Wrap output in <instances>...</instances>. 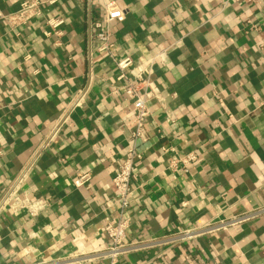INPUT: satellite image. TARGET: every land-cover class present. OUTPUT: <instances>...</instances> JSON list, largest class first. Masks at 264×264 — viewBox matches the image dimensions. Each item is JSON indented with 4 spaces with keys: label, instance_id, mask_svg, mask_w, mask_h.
<instances>
[{
    "label": "crops",
    "instance_id": "0c3cea01",
    "mask_svg": "<svg viewBox=\"0 0 264 264\" xmlns=\"http://www.w3.org/2000/svg\"><path fill=\"white\" fill-rule=\"evenodd\" d=\"M21 1L0 0V264H264V212L174 237L264 206V0H44L14 28ZM109 2L124 11L108 24L112 54L93 26ZM49 17L61 36L45 35ZM125 57L130 75L155 58L163 97L147 104L125 213L124 242L152 243L109 258L132 131L115 79Z\"/></svg>",
    "mask_w": 264,
    "mask_h": 264
},
{
    "label": "built area",
    "instance_id": "2783aa9c",
    "mask_svg": "<svg viewBox=\"0 0 264 264\" xmlns=\"http://www.w3.org/2000/svg\"><path fill=\"white\" fill-rule=\"evenodd\" d=\"M44 0H22L19 3L18 9L6 16L9 24L14 28H20L28 24L32 18L41 17L43 14ZM124 19V11L116 6L113 2L106 3L104 5V19L95 20L93 23L96 28V38L100 41L99 49L111 53L112 44L109 41V29L108 24L112 20L122 21ZM49 27V31L45 32V35L54 33L56 36H61L60 26L63 24V19L58 17H49L45 21ZM154 57L146 65L138 66L133 74L126 72L127 68L132 64V60L129 57L115 60L117 67V75L115 79L120 81V87L125 97L130 100L132 104L131 120L132 131L131 141L126 149V156L124 160L116 167L112 184L115 188L117 196L114 203L119 206V214L116 219L108 221L103 229L109 240L108 247L100 252L102 255L109 258H115L123 253L131 250H136L149 243H125V230L128 226V218L125 217V213L129 207V195L132 192L131 178L134 175V169L136 162L142 159V153L137 148L138 141H145L147 139V127L146 119L149 116L148 102L155 100L161 102L163 97L155 82L151 79L154 65ZM196 161L194 153H188L181 158H172L169 160V166L176 168L179 164L186 167ZM88 179V175L79 176L74 179L73 184L76 187L81 186ZM260 212H264V206L257 208L251 212L241 213L237 216H233L227 220H219L214 225H208L204 227H192L186 229L180 233L174 235L181 240L194 237L199 234L209 233L218 228H225L234 224L246 221ZM39 264H48L40 262Z\"/></svg>",
    "mask_w": 264,
    "mask_h": 264
}]
</instances>
